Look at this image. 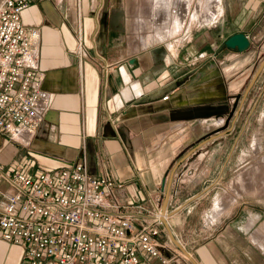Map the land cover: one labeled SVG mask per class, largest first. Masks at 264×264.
<instances>
[{"label":"crops","instance_id":"0c3cea01","mask_svg":"<svg viewBox=\"0 0 264 264\" xmlns=\"http://www.w3.org/2000/svg\"><path fill=\"white\" fill-rule=\"evenodd\" d=\"M144 1L29 0L23 21L40 31L35 80L49 100L35 135L8 142L27 148L25 157L0 167L37 174L85 163L92 175L122 184L109 200L149 210L162 209L170 187L168 223L193 261L167 230L164 256L177 264H264V207L229 201V187L220 185L234 172L235 143L227 153V140L235 122L223 136L204 138L233 113L231 96L242 81L208 53L215 51L213 38L161 39L165 25L158 26L155 6L161 42L140 37ZM201 1L191 13L208 19L196 18L201 24L217 19L214 32L225 31L224 17L245 27L259 7L258 0H219L215 13L216 0ZM24 256V246L0 235V264H20Z\"/></svg>","mask_w":264,"mask_h":264},{"label":"built area","instance_id":"2783aa9c","mask_svg":"<svg viewBox=\"0 0 264 264\" xmlns=\"http://www.w3.org/2000/svg\"><path fill=\"white\" fill-rule=\"evenodd\" d=\"M29 7L0 0V147L28 142L48 105L35 80L40 31L23 21ZM117 186L85 163L37 174L0 167V235L25 247L20 264H177L161 252L162 211L109 200Z\"/></svg>","mask_w":264,"mask_h":264},{"label":"rangeland","instance_id":"374dc122","mask_svg":"<svg viewBox=\"0 0 264 264\" xmlns=\"http://www.w3.org/2000/svg\"><path fill=\"white\" fill-rule=\"evenodd\" d=\"M258 2V9H255L250 23L245 27L242 26L241 28L234 22L237 20V17H234L233 20L231 17H224L222 18L224 19V23L221 22L219 24L225 25V31L219 30L214 32L211 30L217 29L215 27L217 26V23H215L217 19L211 24H201L199 21L193 20L198 17L192 16L190 12L187 19V28L174 34L167 40V43H170L182 40L183 38H186V40H189L191 37L196 39L202 35L210 40L213 38L216 44L214 46L216 52L208 53H212V55L217 53L215 58L220 66H224V68L234 67V71L230 76L233 79L240 78V82L242 81L240 89L236 94L231 96L234 104L233 113L225 118L226 123L222 128L214 130L208 136L205 135L204 138L210 135L212 137L223 136L222 134L230 129L232 123L235 122L233 133L227 140V153L230 152L231 147L235 143L234 156L231 161V168L234 169V172L232 176L221 180L220 185L229 187V201L245 202L254 208L256 206L264 207V68L258 75L249 93L246 96L245 94L261 65L264 63V0H258ZM131 3L129 2L128 4L130 5ZM197 3L198 0H194L191 3L192 8L190 6V11L192 9L194 12ZM241 4L243 2L235 1L236 7H240ZM153 6L154 0H146L139 4L141 19L144 20L146 27H142L145 31L139 35L140 37L145 36L147 39L161 42L152 21ZM199 19L202 20L203 18L199 17ZM204 19L206 20L205 16ZM236 31L242 32L237 33ZM233 34L246 35L250 41L249 47L244 51L228 48L226 42ZM224 68L222 69L224 70ZM222 84L220 82V86ZM26 151L29 150L23 146H19L16 142H7L4 147L0 148V166L6 170L9 169L10 165H14V161L19 163L22 159L21 157H25ZM14 153H16L15 156L13 155ZM12 157H14V160L10 163L8 160ZM165 230L167 229L165 228ZM167 234L170 237L168 231ZM165 239L167 240V236H165Z\"/></svg>","mask_w":264,"mask_h":264},{"label":"bare ground","instance_id":"6f19581e","mask_svg":"<svg viewBox=\"0 0 264 264\" xmlns=\"http://www.w3.org/2000/svg\"><path fill=\"white\" fill-rule=\"evenodd\" d=\"M191 3H192V0H156L155 2L156 5H154L155 6V13H154L155 20L156 22L160 23V25L158 26L162 25L164 27L165 25V27L163 28L164 29L163 33L159 35L161 39L165 40L169 36H173L178 30L184 27L189 17V14L191 12L190 11ZM211 9L216 13L220 9V1L219 0L214 1ZM199 15L197 16L198 18H199ZM206 20L208 19L206 18ZM169 217H170L169 213L164 215L165 220L168 219Z\"/></svg>","mask_w":264,"mask_h":264},{"label":"water","instance_id":"95a60500","mask_svg":"<svg viewBox=\"0 0 264 264\" xmlns=\"http://www.w3.org/2000/svg\"><path fill=\"white\" fill-rule=\"evenodd\" d=\"M250 45V41L248 39V37L244 34H235L233 36H231L227 42H226V46L228 48H232V49H238L239 51H244L246 50ZM264 68V63L261 65L260 69L258 70L257 75L254 77L252 83L250 84V86L247 88L246 90V94L245 96L249 93L252 85L254 84V82L256 81L258 75L260 74V72L263 70ZM190 154V153H188ZM188 156V155H186ZM185 156V157H186ZM166 184V180H164V186ZM169 197H170V187L167 188V192H166V196H165V200L162 206V215H163V222L165 225V228L167 229L170 238L172 239V241L179 247V249L185 254L186 257H188L190 260L193 261L191 255L185 250V248L176 240V238L174 237V235L172 234V231L170 229L169 223L167 222V220H165L164 215H166V213L168 212V201H169ZM170 214V213H169ZM171 216V214H170ZM170 218V217H169Z\"/></svg>","mask_w":264,"mask_h":264}]
</instances>
